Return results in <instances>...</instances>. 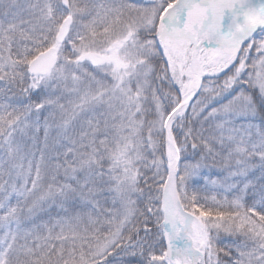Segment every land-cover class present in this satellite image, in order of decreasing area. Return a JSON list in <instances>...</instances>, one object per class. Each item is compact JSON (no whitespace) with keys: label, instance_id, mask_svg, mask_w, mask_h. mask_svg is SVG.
Returning <instances> with one entry per match:
<instances>
[{"label":"snow or ice","instance_id":"snow-or-ice-1","mask_svg":"<svg viewBox=\"0 0 264 264\" xmlns=\"http://www.w3.org/2000/svg\"><path fill=\"white\" fill-rule=\"evenodd\" d=\"M0 264H264V0H0Z\"/></svg>","mask_w":264,"mask_h":264}]
</instances>
